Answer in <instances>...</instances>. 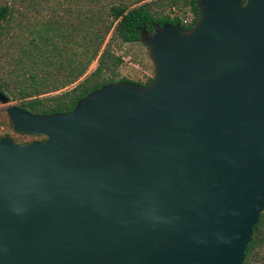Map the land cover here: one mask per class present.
<instances>
[{"label":"water","instance_id":"1","mask_svg":"<svg viewBox=\"0 0 264 264\" xmlns=\"http://www.w3.org/2000/svg\"><path fill=\"white\" fill-rule=\"evenodd\" d=\"M197 8L141 36L148 86L6 106L43 139L0 136V264L243 263L264 210V0Z\"/></svg>","mask_w":264,"mask_h":264},{"label":"trees","instance_id":"2","mask_svg":"<svg viewBox=\"0 0 264 264\" xmlns=\"http://www.w3.org/2000/svg\"><path fill=\"white\" fill-rule=\"evenodd\" d=\"M140 1L143 2L135 5ZM198 1L135 0L130 4L120 1L118 4L109 3L103 6L98 5L95 0H89L83 8L82 19L79 20L81 27L77 28L82 34L79 39L73 40L76 46L73 57L64 55V48L59 44L60 41L53 29L38 31L29 39L28 46L21 49L20 54L15 55L8 47L3 51L10 59L8 74L13 76L15 73L14 80L19 83V89L16 92L0 77V91L9 100H18L20 108L46 115L71 111L79 99L104 84L126 81L146 87L153 76L144 82L124 77L117 79L123 58L113 52L111 41L119 39L122 42L144 43L141 39L143 34H149L156 27L166 23L178 24L187 31L197 22ZM154 5L167 6L170 9L189 6L193 18L190 23L183 24L178 15L171 16L164 11H156L152 8ZM12 12L13 8L8 2L0 3V58L5 34L9 32ZM108 34L109 42L104 43ZM78 57L82 59L80 62L77 60ZM94 61L95 67L87 73ZM69 85L73 86L60 91ZM52 92L56 93L49 94ZM263 248L264 210L252 229L242 264H257L258 261L263 263L264 256L261 255Z\"/></svg>","mask_w":264,"mask_h":264},{"label":"rangeland","instance_id":"3","mask_svg":"<svg viewBox=\"0 0 264 264\" xmlns=\"http://www.w3.org/2000/svg\"><path fill=\"white\" fill-rule=\"evenodd\" d=\"M98 5L107 6L109 3L118 4L120 1L128 4L135 0H95ZM151 1V0H144ZM8 2L12 8V20L10 21L9 32L5 34L2 56L0 58V77L17 92L19 83L14 80L13 76L8 74L10 67L8 56L3 52L5 48H10L15 55L21 53V49L28 46L29 39L36 35L38 31L46 28L53 29L57 34L56 38L59 44L64 48V55L73 57L76 46L73 40L79 39L82 31L79 20L82 19L83 8L89 0H0V3ZM140 1L137 4L142 3ZM156 11H164L172 15H178L180 18H193V13L189 6L184 8H168L154 5L152 7ZM76 27V31H75ZM107 35L104 43L109 42ZM111 48L115 54L122 56L123 63L118 69L117 79L124 77L133 81L144 82L148 77L154 76V64L150 58L149 50L146 44L136 42H122L119 39L111 41ZM80 62L82 59L78 57ZM94 61L87 70L89 73L95 67ZM19 71V70H18ZM74 85V84H73ZM73 85H69L60 91L70 89ZM58 92V91H57ZM52 92L49 94H54ZM9 104L19 105L18 100H9L8 104L0 103V136L8 135L16 143H24L33 140H42L43 137H37L26 133L16 132L12 128L10 119L6 113V106ZM264 256V248L261 251ZM260 263L264 264V259Z\"/></svg>","mask_w":264,"mask_h":264},{"label":"built area","instance_id":"4","mask_svg":"<svg viewBox=\"0 0 264 264\" xmlns=\"http://www.w3.org/2000/svg\"><path fill=\"white\" fill-rule=\"evenodd\" d=\"M181 19H182L183 24H188V23H190L192 18H181Z\"/></svg>","mask_w":264,"mask_h":264}]
</instances>
